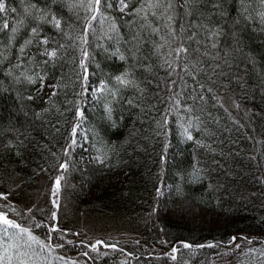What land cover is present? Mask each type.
Listing matches in <instances>:
<instances>
[{"label":"trees","instance_id":"16d2710c","mask_svg":"<svg viewBox=\"0 0 264 264\" xmlns=\"http://www.w3.org/2000/svg\"><path fill=\"white\" fill-rule=\"evenodd\" d=\"M110 2L111 8L102 4L97 13L88 8L89 0H6L17 12L0 19L9 23L0 31V193L7 196L0 209L38 240L62 245L49 252L35 244L37 264H264L260 5L254 0L253 19L246 20L239 0H219L222 7L215 10L214 0L189 4L193 16L185 15L182 0H174L172 26L179 38L173 40L166 21L146 5L147 19L145 11L136 14L145 0H130L124 12L117 0ZM26 7L37 19L25 15ZM45 13L49 19L55 14L62 30L38 19ZM93 15L98 19L91 20ZM194 22L222 27L217 48L202 27L189 29L196 35L185 40L189 31L180 33L179 26L188 29ZM12 27L18 29L14 34ZM44 37L48 45L37 44ZM182 40L188 54L169 55ZM58 45V58L43 63L45 47ZM125 71L135 86L113 88L114 77ZM21 73H39L45 86L38 91L40 82L28 83ZM101 81L115 95L93 96ZM82 83L88 91L81 95ZM48 85H57L51 99L54 89ZM77 108L84 113L82 123ZM77 124L82 143L65 156ZM182 125L192 140L182 135ZM65 161L67 172L58 169ZM60 175L57 208L53 189ZM53 226L58 231L51 232ZM238 240L245 244L235 247Z\"/></svg>","mask_w":264,"mask_h":264},{"label":"snow or ice","instance_id":"6c2138e0","mask_svg":"<svg viewBox=\"0 0 264 264\" xmlns=\"http://www.w3.org/2000/svg\"><path fill=\"white\" fill-rule=\"evenodd\" d=\"M64 2L67 3L68 0H64ZM201 2H202V0H182V3L180 6L182 8L186 9L185 15L193 16L194 13L191 10H188L186 6L189 4L197 5ZM253 2H254V0H239V4L241 7H240V9H238V11L241 13V15H243V18L246 20H252L253 19L252 13L249 11V8L252 6ZM255 2L260 5V9L256 10V17L259 19L260 24L264 25V0H255ZM21 3H23V0H21ZM51 3L55 4V3H57V0H51ZM117 3L119 5L118 10L121 12H124L125 9L128 8L130 0H117ZM102 4H104L106 7H109V8L112 7V3L110 2V0H89L88 8L90 10H95L97 13H99L101 11L100 6ZM145 5H146L147 10L151 12V15L153 17H156L157 19H164L166 21L165 27L168 29V35L171 36L173 40L178 39L179 36H178L177 29L172 26V24L174 23V16L172 14V11H173L174 6H175L174 0H145V3L142 4L141 8L135 9V12L137 15H139L142 11H145ZM221 7H222V5L219 2V0H214V2L212 3L213 10L221 8ZM31 8H35V5H31ZM37 11H42V10L37 9ZM9 12L15 13V12H17V9L14 7H9L8 4L6 3V0H0V14H2V15H0V19H3V16L7 15ZM245 13H247V15H244ZM25 15L27 17H31L32 19H37V17L34 16L29 11L28 7L25 8ZM38 19L44 23H51L57 30H62L61 29V20L59 18H57L55 14H51L50 19H49V13H45L44 15L39 16ZM97 19H98V16H96V15H93L91 17V20H97ZM144 19H147V11H145ZM20 23L23 24L24 21L22 20V21H20ZM201 27L204 28L205 31L207 32L208 40L210 41V46L214 49L217 48L218 43H219V37L223 34L222 27H209L207 25H202L199 22H194V23L189 24L188 29H186L184 27V25H180L179 26V32L183 33L185 31H189V29L201 28ZM8 28H9V23L5 19V20H3V23L0 24V31H4ZM38 28H39V26L31 28V33H32L33 37L39 35ZM17 30H18L17 27H12L11 32L14 34ZM111 30L112 31L116 30V25L114 23L111 25ZM152 30L154 33H158L160 31V28L154 27ZM260 31H264V27H261ZM195 35H196L195 31H189V34L187 37H185V40H192L195 37ZM233 38L236 39L235 35H233ZM162 39H164V38L162 37ZM36 42L39 45H48L49 39L47 37H44L43 39H39ZM31 43H32L31 39L25 41V45L31 44ZM83 43L86 44L87 40L86 39L83 40ZM165 43H168V41L165 40ZM197 43H199V42H197ZM160 47H163V45H160ZM62 48H63V45H58L56 48H52V49H48L47 47H45L44 52L41 54L44 55L45 57H47V59H45L43 63L48 64L50 62H54L58 58L59 50ZM20 51L21 52L24 51L23 46L21 47ZM172 52L175 53V56L177 58H181V57L186 56L188 54L189 48L184 46V41L182 40L181 43L178 44L176 48L171 50L169 55H171ZM118 53H119V49H117L112 54L117 55ZM205 54H207V53H205ZM88 55L89 54H88L87 49H82V57L88 58ZM133 55H134V53H133ZM118 58L121 61H124L126 59L125 55H123V54H119ZM80 67L84 69L85 75L83 77V80L86 81L87 80V75H86L87 68H86L84 59H81ZM9 75H11V72H9ZM21 75H24V78L28 81V83L35 84V83H37V81H39L41 88L38 89V91H40L45 86L44 77L41 76L39 73H36L33 75H25V74L21 73ZM17 79H19V77H17ZM114 79L116 81V85H113L112 87L116 88L117 90H119L118 86H120V87L135 86V82H134V80H132L130 78V74L128 71H125L121 75L115 76ZM173 83H175V82H173ZM48 87H51L54 89L50 95V99H51V96L56 95L55 88L57 87V85H48ZM200 87L203 88L204 85H200ZM87 91H88V88L84 87L83 83H82L81 95L83 94V92H87ZM105 91H107L110 95H115V93L112 91V88H110L108 83L104 82V81H101L99 85L92 88V95L95 96L97 92L104 93ZM209 91H211V89H209ZM27 99L32 100V99H34V97L29 96V97H27ZM200 99H203V96H201ZM128 103L131 105L132 100H128ZM176 103L179 104V101L177 100ZM105 110L108 113L109 119H111L112 108L106 104ZM76 115L79 118L80 123H82L83 117H84L83 111H81L79 108H77L76 109ZM163 123H164V125H166L168 123L166 118L164 119ZM79 126L80 125L77 124L72 129L70 142L67 144V146L64 150L65 156H70L71 155L70 150L73 149L74 145H77L76 131H77V128ZM191 126H192L191 122H189L188 127H191ZM181 127H183V125ZM188 127H183L182 135L185 137L186 140H192L193 136L188 131ZM166 148H167V145H166ZM96 159L100 163L104 162L103 159H101L100 157H97ZM68 167H69V165H68L67 161H65L63 163H58V169H62L64 172H67ZM195 178L199 179V172L198 171L195 174ZM62 179H63V175L56 177L55 186L53 189V195L57 196V199L53 200L52 203H53L54 207H57V208L59 207V198H58L57 194L60 190V182ZM157 191L159 193L160 190L157 189ZM0 200H7V196L3 193H0ZM10 210L15 212L14 208H10ZM29 211H31V210L29 209ZM51 217L53 219L56 218V212L55 211H53L51 213ZM39 226H40L39 224L36 225V227H39ZM0 227H3V235H4V237L7 238V241H11V242L7 243L6 246L0 245V247H3V249H4L3 254H0V264H13L14 259L18 262V264H29L30 261H32L34 264L33 257L38 255V253H36L35 250H32V244L33 243L37 244L41 251H44L46 249L49 252L54 251V249L56 247L62 246L59 244L52 245L50 243V240L48 242L38 240L35 236L32 235L29 228L22 226L15 219L9 218L8 212L4 211L2 209H0ZM9 229L16 230V234L9 233V231H8ZM50 231L55 232V231H58V229L53 226L50 229ZM17 234H19V235H17ZM25 235L27 236V240H24L23 243L17 242L18 239H22V237ZM233 239H235V238H233ZM100 243H103V242L102 241L96 242V244H100ZM96 244L92 245L93 250H96ZM108 246L115 247V245H108ZM184 247L188 248V247H191V245L184 244ZM237 247H239V245H237ZM29 250H32V251L30 252ZM176 252H177V249L175 247H173L172 248V254H171L172 260L176 259V255H175ZM85 255H87V253H85ZM25 257L27 259H25ZM45 259H47V257H45ZM60 259H63V258L61 257Z\"/></svg>","mask_w":264,"mask_h":264},{"label":"rangeland","instance_id":"374dc122","mask_svg":"<svg viewBox=\"0 0 264 264\" xmlns=\"http://www.w3.org/2000/svg\"><path fill=\"white\" fill-rule=\"evenodd\" d=\"M82 130H83V128L81 129V131H82ZM83 134H84V132H83ZM76 140H77V144H78V145H81V143H82V141H81V136H80V137L78 136V138H77ZM8 231H9V233H14V234H16V230L9 229ZM99 234H100L99 232H96V233H95V235H99ZM17 235H19V234H17ZM32 235H33V234H32ZM33 236H35V235H33ZM24 240H27V236H26V235L23 236L22 239H18L17 242H19V243H23ZM9 242H11V241H7V238L4 237V235H3V227H0V245H4V246H6V244L9 243ZM238 242H240V241L238 240V241L234 244L235 247H237V245H239ZM240 243L245 244L244 241H242V242H240ZM34 245H35V243L32 244V248L34 247ZM234 246H233V247H234ZM3 251H4L3 247H0V254H3ZM29 251L31 252L32 250H29ZM34 258H35V257H34ZM25 259H27V258L25 257ZM33 261H34V264L39 263L37 259H35V260H33ZM13 264H18V262L14 259V260H13ZM29 264H33V262L30 261Z\"/></svg>","mask_w":264,"mask_h":264}]
</instances>
